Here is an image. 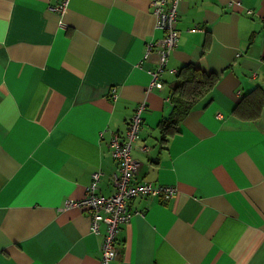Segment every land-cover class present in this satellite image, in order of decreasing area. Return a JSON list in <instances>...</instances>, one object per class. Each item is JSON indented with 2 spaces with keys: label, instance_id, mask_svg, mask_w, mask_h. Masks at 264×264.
<instances>
[{
  "label": "crops",
  "instance_id": "0c3cea01",
  "mask_svg": "<svg viewBox=\"0 0 264 264\" xmlns=\"http://www.w3.org/2000/svg\"><path fill=\"white\" fill-rule=\"evenodd\" d=\"M58 3L0 0V264H103L105 225L69 201L97 171L115 192L110 141L143 101L134 179L177 194L129 201L112 264H264V0H181L158 87L153 0ZM185 64L219 81L164 138Z\"/></svg>",
  "mask_w": 264,
  "mask_h": 264
},
{
  "label": "built area",
  "instance_id": "2783aa9c",
  "mask_svg": "<svg viewBox=\"0 0 264 264\" xmlns=\"http://www.w3.org/2000/svg\"><path fill=\"white\" fill-rule=\"evenodd\" d=\"M180 1L154 0L157 25L165 30V34L159 41L149 42L146 46V56L153 51L159 55L158 65L151 72L152 86L161 85L162 73L179 42L180 33L176 22ZM68 2L69 0H60L56 10L63 13ZM237 4L238 6L243 5L241 1H238ZM248 12L252 13L253 11L249 9ZM147 107V101L138 104L126 132L113 134L110 151L113 158L119 163V171L113 176L115 192L111 195H105L98 191L102 174L97 171L93 174L94 179L88 186L85 197L80 200L69 201L70 204L88 211L93 232L100 234L102 225H105L102 247L103 264H112L118 255V235L122 225L129 222L134 214L129 207V201L133 198L146 196L167 201L177 194V188L174 185L155 184L152 181L138 182L134 179L140 162L134 157L133 149L141 139L142 121ZM144 148L147 147L144 146Z\"/></svg>",
  "mask_w": 264,
  "mask_h": 264
},
{
  "label": "trees",
  "instance_id": "16d2710c",
  "mask_svg": "<svg viewBox=\"0 0 264 264\" xmlns=\"http://www.w3.org/2000/svg\"><path fill=\"white\" fill-rule=\"evenodd\" d=\"M178 80L172 87L170 100L172 113L159 124L165 138L179 130L182 121L196 104L204 99L217 85L219 75L200 69L194 64H185L178 72Z\"/></svg>",
  "mask_w": 264,
  "mask_h": 264
},
{
  "label": "bare ground",
  "instance_id": "6f19581e",
  "mask_svg": "<svg viewBox=\"0 0 264 264\" xmlns=\"http://www.w3.org/2000/svg\"><path fill=\"white\" fill-rule=\"evenodd\" d=\"M153 6H155V3H154V0H153ZM162 75H163V73H162ZM161 82H162V76H161ZM150 87H158V86H152L151 85V83H150ZM118 94H117V92H116V89L114 88L113 89V98L114 99H117L118 98ZM169 98V97H168ZM134 114H135V112H134ZM133 114V115H134ZM133 117V116H132ZM132 117H131V119H132ZM131 119L129 120V122H128V126H127V129L129 128V123H130V121H131ZM144 123V117H143V121H142V124ZM142 128H143V125H142ZM142 131V130H141ZM111 141H112V139H111ZM111 141H110V145H111ZM135 148V147H134ZM134 150V149H133ZM111 152V151H110ZM112 155V154H111Z\"/></svg>",
  "mask_w": 264,
  "mask_h": 264
}]
</instances>
